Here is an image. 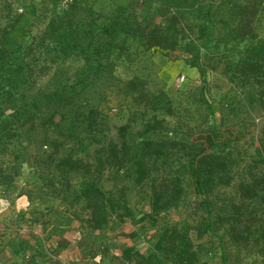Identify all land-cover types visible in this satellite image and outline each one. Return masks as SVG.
<instances>
[{
    "label": "rangeland",
    "instance_id": "374dc122",
    "mask_svg": "<svg viewBox=\"0 0 264 264\" xmlns=\"http://www.w3.org/2000/svg\"><path fill=\"white\" fill-rule=\"evenodd\" d=\"M71 1L77 10L69 28L63 21ZM251 1L0 0V120L9 114L19 119L15 139L0 152V167H7L9 175L11 168L18 170L11 183L0 182V264H134L122 259L123 249L153 253L163 227L184 224L192 227L197 264H264L234 247L226 228L201 232L199 197L186 179L178 207L152 222L141 218L149 213L152 181L135 187L130 178L113 175L110 169L99 180L55 169V159L64 155L93 165L95 149L119 142L118 129L126 124L132 161L142 139L193 140L214 128L231 139L224 152L239 161L234 168L239 179L241 167L259 144L264 115L253 84L229 83L220 76L225 53L208 39L207 16L216 36L228 11ZM119 10L128 18L138 15L141 24L173 17L179 48L170 55L152 52L140 39L127 37L120 52L100 56L95 35ZM252 25L264 41V8ZM202 66L215 70L206 71L203 79ZM134 81L141 82L136 88L147 96L158 90L167 94L174 110L164 117L168 132L135 135L153 116L163 115L135 100ZM54 91H64L70 105L59 108L49 122L54 110L43 106V96ZM90 109L97 117L88 129L84 116ZM30 113L32 123L26 119ZM128 167L133 171L132 164ZM89 184H97L115 200L120 187L127 189L125 210L108 214L99 232L87 227L89 212L80 197ZM220 193L234 196L235 187ZM60 239L67 243L65 249L57 248Z\"/></svg>",
    "mask_w": 264,
    "mask_h": 264
},
{
    "label": "trees",
    "instance_id": "16d2710c",
    "mask_svg": "<svg viewBox=\"0 0 264 264\" xmlns=\"http://www.w3.org/2000/svg\"><path fill=\"white\" fill-rule=\"evenodd\" d=\"M263 8V0H252L248 5L228 11L227 18L219 21L221 31L216 36L208 16L207 22L208 39L214 41V49L222 48L225 53L222 54L226 60L220 76L229 83L238 81L243 85L253 84L257 90L258 107L264 115V41L258 39L252 25ZM76 10L71 1L63 21L69 28L73 24ZM53 25L54 21H50L49 29ZM175 28L173 17H166L164 22L158 24H141L138 15L128 18L119 10L111 15L100 33L95 35L98 39L97 52L103 57L120 52L125 38L136 37L147 50L170 55L180 46L181 37ZM208 70L215 69L206 66L200 68L203 79ZM140 84V81L133 82L137 93L135 100L145 102L153 112H158L163 117L153 116L143 125L142 130L135 131V135L142 138L146 134L168 132L164 117H170L174 113L170 99L163 90L147 96L136 88ZM66 97L64 91H54L43 96V106L54 110L48 117L49 122L59 108L70 105ZM16 116L17 114H9L0 120L1 153L17 135L19 119ZM32 116L30 113L26 118L29 123H32ZM96 117L95 110H88L84 116L88 129L96 124ZM128 126L126 124L119 127V142H109L95 149L93 165L64 155L55 159V169L95 175L97 180L105 169H110L113 175L130 178L135 187L152 181L149 213L141 217L143 220L151 219L152 222L160 214L178 207L186 179L199 197L196 206L203 214L199 228L201 232L213 233L226 228L228 239L234 247L247 250L264 262V126L253 156L240 169L242 175L239 179L234 172V168L239 167V161L230 153L224 152L231 139L214 128L203 131L198 139L193 140L176 141L167 137L142 139L138 144V155L132 161L131 147L126 139ZM53 146V152L56 153L57 145ZM131 164L133 171L128 167ZM6 170L7 167H0L2 184L11 183L18 175L17 169L11 168V175ZM232 184L235 187L234 196L220 193L222 188H228ZM126 191V187H120L118 200H115L107 196L97 184H89L82 189L80 197L89 212L86 222L90 231H102L107 224L108 214L125 210ZM191 228L188 224L180 227L165 226L156 237L153 253L144 255L125 248L121 254L122 259L134 261V264H197L199 255L190 235ZM66 247L67 243L60 239L57 248Z\"/></svg>",
    "mask_w": 264,
    "mask_h": 264
}]
</instances>
